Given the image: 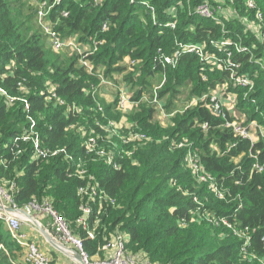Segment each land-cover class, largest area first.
I'll list each match as a JSON object with an SVG mask.
<instances>
[{
	"label": "trees",
	"instance_id": "trees-1",
	"mask_svg": "<svg viewBox=\"0 0 264 264\" xmlns=\"http://www.w3.org/2000/svg\"><path fill=\"white\" fill-rule=\"evenodd\" d=\"M46 1L48 7L53 6L46 21L62 38L77 37L85 43L103 41L92 60L110 78L121 74L135 99L145 89L151 90L152 79L159 74L167 73L159 97L168 113H174L172 105L178 89L187 83L192 85L191 100L228 84L227 91L237 96L238 109L247 121L264 125V43L247 27L257 15L255 10H248V0H0V88L7 93H0V180L18 184L15 200L20 208L33 199L50 198L91 256L106 243L102 239L107 227V241L118 232H127L131 235L128 248L144 253L153 264H260L243 254L244 241L234 230L247 229L249 253L264 258V134L254 143L235 137L221 128L224 120L203 103L176 113L174 125L165 128L156 118L155 108L142 104L128 117L153 142L136 150L138 164L126 159L122 170L115 171L93 160L86 153L81 134L67 131V127L72 123L93 125L94 119L104 120L106 116L119 120L123 114L117 110L116 100L101 98L104 113L98 112L95 100L87 94L92 84H98V78L79 68L78 58L69 52L56 54V60L48 56V44L32 23V19L38 20L40 2ZM219 1L226 7L234 5L237 13L241 10V18L235 14L216 23L196 14L200 4ZM255 1L264 17V0ZM64 11L70 13L69 18L63 17ZM170 22L177 23L176 29L168 27ZM258 29L264 34V23ZM224 39L231 43L226 52L210 44ZM190 43L206 45L205 52L217 54L220 64L232 52L231 64H240L238 74L248 76L251 85L243 87L232 81L231 66L227 70L208 67L199 55L188 50L180 52L176 68L160 64V54L173 56L182 44ZM236 44L244 50L236 51ZM125 58L139 64L120 65ZM48 82L59 85V95L68 104L76 103L84 109L78 118L65 116L66 108L46 107L42 92ZM20 83L30 90L26 97L32 103L31 115L45 117L40 128L46 144L67 148L75 161L68 162L64 157L33 160V153L24 151L23 143L20 148L16 146L26 114L23 105L10 98L24 96ZM203 123L209 124L207 132L200 126ZM46 124L54 125V131ZM185 139L200 155L205 173L215 180L214 187L194 176L186 162L188 149L175 147L174 142ZM80 159L115 200V205L93 204L91 229L99 224V238L95 240L76 226L83 202L78 190L85 182L70 178L68 173L76 170ZM202 213L209 216L202 218ZM208 217L226 219L233 229L215 226ZM0 246V264H15L21 257L22 248L3 220Z\"/></svg>",
	"mask_w": 264,
	"mask_h": 264
},
{
	"label": "built area",
	"instance_id": "built-area-1",
	"mask_svg": "<svg viewBox=\"0 0 264 264\" xmlns=\"http://www.w3.org/2000/svg\"><path fill=\"white\" fill-rule=\"evenodd\" d=\"M56 1L59 3L61 0ZM247 6L248 10L256 11V19L263 23L264 17L256 1L248 0ZM51 10H53V6L48 7L47 1L40 2L37 13L39 23L43 27L45 34L49 37L50 45L53 50L59 53L69 52L71 56L78 58L79 68H83L87 73L97 76L98 84H92L91 90L87 94L91 95L95 100L98 112L104 113V107L99 101V98H101L108 100V102L116 100L117 110L123 114L122 118L119 120L110 119L107 116L104 120L94 119L93 125L89 122L85 125L72 123L67 127V131L77 130L83 138L87 155L91 156L95 161L104 162L115 171L122 170L124 165L123 162L126 159H132L133 164H138V160L134 158L136 150L147 143L153 142V138L144 133L139 124L129 120L128 116L142 104H147L155 108L156 117H159L158 119L163 127L167 128L169 125H174L172 118H174L175 112L168 113L165 109L164 102L159 97V93L167 82V73L166 75L159 74L162 78L160 83L157 85L152 84L151 90L145 89L142 95L138 99H135L134 94L130 92L129 84L122 80L121 74H117V78L115 79L110 78L106 76L104 69L100 66H96L95 62L92 60L100 44H103V41L94 39L92 42L85 43L80 42L77 37H70L69 39L62 38L61 34L53 30L51 25L46 21ZM151 11L155 13L153 8H151ZM195 12L198 16L213 20L216 23H222L224 18L229 19L233 16V14L228 12L223 1L202 3L196 8ZM63 17L69 18L70 13L64 11ZM168 27L176 29L177 23L170 22L168 23ZM104 29H107V23H105ZM251 30L259 34L261 42L264 43V34L259 33L258 28ZM210 44L224 52L229 50L231 45V43L225 39L222 41L212 40ZM205 49L206 45H198L195 43L182 44L181 50L173 56L160 54L159 61L164 68H176L180 52L188 50L189 52L199 55L201 61L208 67H217L227 70L229 69L228 67L231 66L234 70L230 75L232 81L243 87L251 85L248 76H240L238 74L237 71L240 69V64H231L230 56L232 52H229L228 59H222V64H220L219 56L217 54L208 55ZM243 50L240 44H236V51L240 52ZM129 62H131L130 66L132 67L139 64V61H131L125 58L120 65ZM131 69L132 68H130V71ZM151 74L154 75V72ZM203 79L207 80V76H204ZM118 80L120 81L117 82ZM19 88H21L24 96L10 98V100L12 102H20L23 105V111L26 114V122L23 124L24 131L22 136L15 142L16 146L20 148V143H23L26 146L24 151L29 150L33 153V160H50L64 157L68 162L75 161L74 155L69 153L67 148H54L46 144L43 131L40 128V122L44 121L45 117L41 116L40 118H36L31 115L32 103L29 101L28 97H26L30 94V90L22 83L19 84ZM58 88L59 85L54 82H48L46 84L42 92V95L45 97L46 107L52 109L66 108L65 116L68 118H78L83 113L84 109L80 108L76 103L68 104L65 99L59 95ZM227 90L228 84H220L202 97L192 99L190 108L203 103L215 116L224 120V124L221 126L222 129L233 132L237 138L243 140L248 139L253 143L258 141L260 136L256 138L250 130L251 127L243 122L240 123L229 120V115L232 111L229 105L232 106L234 101L237 102V96ZM0 93L7 94L2 88H0ZM252 124L253 123H251V125ZM200 126L206 132L210 128L208 123H203ZM45 127L50 131H54L55 129L54 125L46 124ZM262 134H264V129L260 135ZM174 145L178 149H188L186 162L192 169L194 176L201 183H210L211 186L214 187L216 185L215 180L205 173L200 155L193 149L191 143L185 139L181 142H174ZM19 152L21 153V151ZM86 165L87 164L80 159L77 163L76 170L68 174L70 178L85 182L78 190V195L82 198L83 202L80 207L82 215L76 220V226L86 231L90 240H95L97 235L91 229L90 223L94 214L93 204H103L105 202L115 205V200L111 199L106 191L101 188L99 180L88 171ZM18 190L19 187L16 182H3L0 180V204L3 207V209L0 210V220L5 222L13 240L22 248L21 259L16 261L15 264H58L52 253L43 248L41 243L33 236V234L43 235L36 226L34 220H38L47 233L54 238L58 244H63L67 247V249H61L58 246H54L45 237L46 242L54 248L56 253L59 252L63 255L69 261V264H153L144 253H134L128 248L131 235L127 232L116 233L104 248L100 247L98 253L91 256L86 250L82 238L75 232L68 220L56 210L50 198H43L41 200L33 199L24 208H20L15 200V195ZM215 190L217 191L216 188ZM6 207L21 209L24 213L18 211L8 212L5 210ZM205 216L209 215L202 213V218ZM208 220L215 226L220 227L225 225L233 229V226L226 219L208 217ZM24 224L29 226V232L23 229ZM234 232L244 241L242 247L243 254L253 261L258 260L260 264H264V258H256L248 251L250 236L247 229L244 232L238 230H234ZM0 248H3V246H0ZM101 252L105 257L99 259V253ZM75 253L80 255L81 261L76 259Z\"/></svg>",
	"mask_w": 264,
	"mask_h": 264
},
{
	"label": "rangeland",
	"instance_id": "rangeland-1",
	"mask_svg": "<svg viewBox=\"0 0 264 264\" xmlns=\"http://www.w3.org/2000/svg\"><path fill=\"white\" fill-rule=\"evenodd\" d=\"M11 1H15V0H11ZM228 9V12L235 15L238 19L241 18V14H239V12H241V10H238V13H237V8L234 6V5H230L229 7H227ZM233 19V18H232ZM249 20V19H247ZM256 21L254 22H250L248 21L247 23V27L251 29H256V28H259L262 23L260 21H258L257 19H255ZM22 21H25V19H22ZM38 21L37 18H34L32 19V23H34L35 25H37V27L41 30V33L43 35V42L44 43H47L48 45H46V50L48 52V56L51 57L53 60H56L57 58H55V55L58 54L59 52H55L53 51L51 45L49 44V40H48V37L47 35L45 34V32L40 28L39 24H38ZM264 23V22H263ZM250 25V27H249ZM57 56V55H56ZM162 80L161 76L160 75H156L154 77V79H152V83L153 85H157L160 83V81ZM191 89H192V85L191 84H185L181 89H178L179 92L177 94V99L174 100V104L172 105V108L174 109V112L175 114L176 113H183L185 112L188 108H190V104L192 102V100L190 99V96H191ZM223 95V93H222ZM169 98V97H168ZM238 102H233L232 103V106L229 105V107H231V113L229 115V120L231 121H237V122H240V123H244L246 125H248L249 127H251V132L252 134L258 138L259 135L263 132V129H264V125L261 124V123H256V122H249L247 121L248 119H246V117L243 115L242 111L240 109H238V106H237ZM177 110V111H176ZM231 117V118H230ZM157 119L159 117H156ZM251 123H253L251 125ZM251 125V126H250ZM102 225V224H101ZM102 227H100V230H101ZM23 229L27 232H29L30 228L28 225L24 224L23 226ZM103 229V228H102ZM92 230L96 233V230H99V224H95L93 227H92ZM103 232H104V238L102 240H105L106 243L105 244H101V248H104L109 240L107 241V236L108 234L110 233V230H108L107 227H105L103 229ZM97 237L99 238L98 234L96 233ZM38 237L41 238V240L43 241L44 243V240H45V235H41V234H38ZM111 239V238H110ZM57 256V255H56ZM55 257V256H54ZM105 255L101 252L99 253V259L101 258H104Z\"/></svg>",
	"mask_w": 264,
	"mask_h": 264
},
{
	"label": "water",
	"instance_id": "water-1",
	"mask_svg": "<svg viewBox=\"0 0 264 264\" xmlns=\"http://www.w3.org/2000/svg\"><path fill=\"white\" fill-rule=\"evenodd\" d=\"M3 209L2 205L0 204V210ZM6 211L8 212H21V213H24L23 210L21 209H13V208H10V207H6L5 208ZM36 226L40 229V231L42 232L43 235H45L46 239L52 243L54 246H58L59 248L61 249H67L66 246H64L63 244H58V242L56 240H54V238H52L48 233L47 231L43 228V226L40 224V222L38 220H34ZM75 256H76V259L78 260H82L80 255L78 253H75Z\"/></svg>",
	"mask_w": 264,
	"mask_h": 264
},
{
	"label": "crops",
	"instance_id": "crops-1",
	"mask_svg": "<svg viewBox=\"0 0 264 264\" xmlns=\"http://www.w3.org/2000/svg\"><path fill=\"white\" fill-rule=\"evenodd\" d=\"M33 236L35 237V239L39 243H41L42 247L45 248L47 251H49L51 253L54 251V248L50 244H48L46 242V240H44V243H43L41 238L38 237V234L37 235L33 234ZM56 255H55V259L57 260L58 264H69V261L63 255H61L59 252H57ZM20 259H21V257L18 258V260H20Z\"/></svg>",
	"mask_w": 264,
	"mask_h": 264
},
{
	"label": "bare ground",
	"instance_id": "bare-ground-1",
	"mask_svg": "<svg viewBox=\"0 0 264 264\" xmlns=\"http://www.w3.org/2000/svg\"><path fill=\"white\" fill-rule=\"evenodd\" d=\"M227 6V5H226Z\"/></svg>",
	"mask_w": 264,
	"mask_h": 264
}]
</instances>
